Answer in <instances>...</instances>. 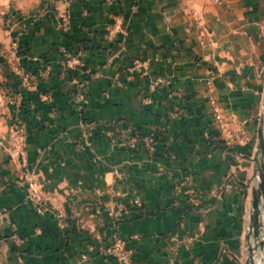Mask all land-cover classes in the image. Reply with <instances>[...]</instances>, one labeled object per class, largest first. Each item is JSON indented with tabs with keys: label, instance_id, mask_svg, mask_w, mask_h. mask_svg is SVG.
<instances>
[{
	"label": "crops",
	"instance_id": "crops-1",
	"mask_svg": "<svg viewBox=\"0 0 264 264\" xmlns=\"http://www.w3.org/2000/svg\"><path fill=\"white\" fill-rule=\"evenodd\" d=\"M0 95V264L249 260L264 0H0Z\"/></svg>",
	"mask_w": 264,
	"mask_h": 264
},
{
	"label": "built area",
	"instance_id": "built-area-1",
	"mask_svg": "<svg viewBox=\"0 0 264 264\" xmlns=\"http://www.w3.org/2000/svg\"><path fill=\"white\" fill-rule=\"evenodd\" d=\"M61 52L64 55H68L67 49L65 47L61 48ZM31 76L30 71H25L22 74V77L24 80H28ZM78 89L80 92H85L87 89V83L86 81H81L78 83ZM1 98V95H0ZM82 100V95H80L79 93L74 95L73 97V101L75 103H80ZM79 114L80 111H78ZM80 121L81 124H83V119H81L80 116ZM12 130L14 132V137H19L20 141H23L24 139V127L22 125V123L20 122H13L12 125ZM136 138L132 139V141H135ZM145 141L149 144V147L151 148V138L150 137H145L144 138ZM24 153V149L21 147L19 150V154H23ZM115 174H117V171H114ZM28 198L30 199V201L32 203L36 204V211L38 213H41L44 209L43 207L40 206L39 202H40V196L37 192V190L34 187V182L30 181L28 183ZM139 200L138 199H133L130 200L128 205L130 206H138ZM128 205H120L119 208L116 210H110L108 212V215L114 219V222L123 215V213H125L126 208ZM56 218L58 220V222L60 223L61 220L63 219V214L61 212H57L56 213ZM116 224V223H115ZM103 254L110 258L111 260L114 261V264H131L132 261V256H133V250L132 248L128 245L127 240L122 239L121 237L118 236L117 232L114 231L112 233V235L110 236L109 239V243L103 247L102 249Z\"/></svg>",
	"mask_w": 264,
	"mask_h": 264
},
{
	"label": "water",
	"instance_id": "water-1",
	"mask_svg": "<svg viewBox=\"0 0 264 264\" xmlns=\"http://www.w3.org/2000/svg\"><path fill=\"white\" fill-rule=\"evenodd\" d=\"M260 136L262 137V133L260 134ZM258 179H260V183L258 185V189L255 191V196H254V217L252 219H254L253 224L249 225V229L253 230V237L257 238L259 233H260V229H263V225H259L256 217L257 216H263L264 217V211H261L259 209V203L262 200L263 204H264V177L263 174L260 173V175H258ZM263 222V221H262ZM264 223V222H263ZM250 236L248 235V238ZM259 245L260 246H264V236L262 237L261 241H259ZM248 251L251 253L252 249L251 247H248ZM245 264H251V261H246Z\"/></svg>",
	"mask_w": 264,
	"mask_h": 264
},
{
	"label": "bare ground",
	"instance_id": "bare-ground-1",
	"mask_svg": "<svg viewBox=\"0 0 264 264\" xmlns=\"http://www.w3.org/2000/svg\"><path fill=\"white\" fill-rule=\"evenodd\" d=\"M261 217H262V221L264 222V217L263 216H261ZM250 247L252 249V252L250 253L248 251V253H249V256H248L249 260L248 261H251V264H253V263L254 264H264V250L263 251H258V252L256 251L257 253H253L254 250H258L259 248H262L264 246H260L259 242L256 241L254 246L253 247L250 246Z\"/></svg>",
	"mask_w": 264,
	"mask_h": 264
},
{
	"label": "rangeland",
	"instance_id": "rangeland-1",
	"mask_svg": "<svg viewBox=\"0 0 264 264\" xmlns=\"http://www.w3.org/2000/svg\"><path fill=\"white\" fill-rule=\"evenodd\" d=\"M8 2V1H7ZM3 5V4H2ZM264 205V204H263ZM256 219H257V221H258V223H259V225H263L264 226V223L262 222V217L259 215V216H257L256 217ZM254 219H251V222H250V224L249 225H252L253 224V221ZM248 235L250 236L249 238L250 239H253V240H256V241H261V239H262V237L264 236V227H263V229H260V233H259V235H258V237L257 238H254L253 237V230L252 229H249L248 230ZM248 244V243H247ZM246 244V245H247ZM249 245L250 244H248V247H249ZM254 245H252V247H253ZM255 251H257V250H254V252L253 253H255ZM248 252V251H247ZM246 259H245V262H244V264L246 263Z\"/></svg>",
	"mask_w": 264,
	"mask_h": 264
}]
</instances>
